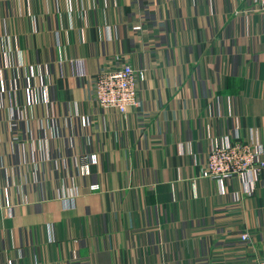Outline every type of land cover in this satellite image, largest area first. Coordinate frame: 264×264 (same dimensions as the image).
<instances>
[{"label":"crops","instance_id":"obj_1","mask_svg":"<svg viewBox=\"0 0 264 264\" xmlns=\"http://www.w3.org/2000/svg\"><path fill=\"white\" fill-rule=\"evenodd\" d=\"M123 64L116 116L91 81ZM224 138L264 150L253 0H0V264H257L264 176L200 175Z\"/></svg>","mask_w":264,"mask_h":264},{"label":"built area","instance_id":"obj_2","mask_svg":"<svg viewBox=\"0 0 264 264\" xmlns=\"http://www.w3.org/2000/svg\"><path fill=\"white\" fill-rule=\"evenodd\" d=\"M253 1L258 10L264 11V0ZM133 29L141 31L142 27L138 25ZM76 77L84 79L86 74L79 72ZM144 80V74L134 70L129 64L105 68L91 81L92 96L100 110L122 116L140 107V85ZM263 154L264 150L258 145L243 142L238 138H224L210 146L201 178L215 180L220 186L241 179L254 188L264 176ZM91 161L95 162V158H91ZM82 172L89 174V167L84 166ZM240 239L249 243L251 235L242 233ZM257 264H264V259L259 260Z\"/></svg>","mask_w":264,"mask_h":264}]
</instances>
